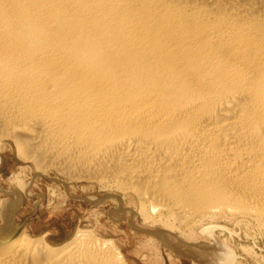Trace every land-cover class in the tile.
Here are the masks:
<instances>
[{"label":"bare ground","instance_id":"bare-ground-1","mask_svg":"<svg viewBox=\"0 0 264 264\" xmlns=\"http://www.w3.org/2000/svg\"><path fill=\"white\" fill-rule=\"evenodd\" d=\"M6 139L40 171L136 198L197 264H235L216 226L202 230L216 249L174 244L167 227L220 216L264 231V0H0ZM24 167L0 209V264H131L93 229L13 238Z\"/></svg>","mask_w":264,"mask_h":264},{"label":"rangeland","instance_id":"rangeland-1","mask_svg":"<svg viewBox=\"0 0 264 264\" xmlns=\"http://www.w3.org/2000/svg\"><path fill=\"white\" fill-rule=\"evenodd\" d=\"M5 141V149L0 150V209L3 204L9 203V199H16V193L22 187L12 180L20 167L26 166L21 169L20 177L27 186L12 212L13 223L19 226L12 234L13 238L20 237L25 231L31 237H39L51 230L53 233L49 240L63 243L79 228H88L102 237L114 238L131 264H197L191 250L179 251L155 236L158 229L166 226L146 221L136 198L127 197L116 188L73 179L56 167L40 171L33 163L27 164L18 158L12 139ZM96 199L101 201L96 204ZM120 208L126 214L124 218L114 214V210ZM2 219L0 217L1 223L4 222ZM207 226H216L215 234L219 239L229 242L236 258L235 264H264V231L254 222H240L220 216L206 218L194 224V232H187L176 223L173 227H167L175 236L169 239L174 244L180 242L186 247L193 243L206 246V249L223 246L224 242L219 245L205 243L215 242L212 235L202 232ZM194 248L203 250L195 254L197 258L207 256L204 252L207 250L198 246Z\"/></svg>","mask_w":264,"mask_h":264},{"label":"crops","instance_id":"crops-1","mask_svg":"<svg viewBox=\"0 0 264 264\" xmlns=\"http://www.w3.org/2000/svg\"><path fill=\"white\" fill-rule=\"evenodd\" d=\"M36 226V225H35ZM47 231H50V234H49V236L53 233L51 230H47ZM51 241V240H50ZM51 242H53V241H51ZM53 243H56V244H58V242H53ZM62 243V242H61Z\"/></svg>","mask_w":264,"mask_h":264}]
</instances>
